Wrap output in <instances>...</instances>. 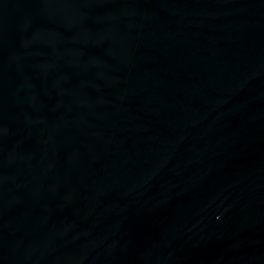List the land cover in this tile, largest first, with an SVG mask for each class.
Returning <instances> with one entry per match:
<instances>
[{
	"label": "water",
	"instance_id": "1",
	"mask_svg": "<svg viewBox=\"0 0 264 264\" xmlns=\"http://www.w3.org/2000/svg\"><path fill=\"white\" fill-rule=\"evenodd\" d=\"M0 264H264V0H0Z\"/></svg>",
	"mask_w": 264,
	"mask_h": 264
}]
</instances>
